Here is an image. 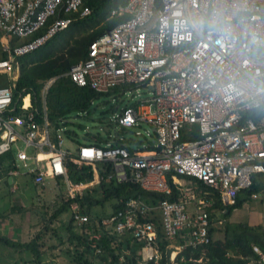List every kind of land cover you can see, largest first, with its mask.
I'll list each match as a JSON object with an SVG mask.
<instances>
[{"label":"built area","instance_id":"obj_1","mask_svg":"<svg viewBox=\"0 0 264 264\" xmlns=\"http://www.w3.org/2000/svg\"><path fill=\"white\" fill-rule=\"evenodd\" d=\"M83 1L0 0V31L18 40L4 46L0 60L8 80L0 86V180L10 177L15 189L16 176L34 185L60 178L71 198L102 183L158 195L151 201L130 192L98 216L72 202L70 218L100 243L95 254L103 252L102 236L119 245L116 264H157L163 253L176 264L181 251L212 240L213 195L222 214L264 177V0H127L112 7L109 16L125 19L91 40L86 57L63 75L97 94L147 89L112 117L121 127L148 126L145 143L114 131L104 146L86 140L70 151L64 118L47 117L46 94L57 76L44 81L40 106L24 89L15 98L16 58L88 15ZM70 165L88 167L91 178L74 184ZM158 228L168 241L163 250ZM252 251L245 264H264L262 250Z\"/></svg>","mask_w":264,"mask_h":264},{"label":"trees","instance_id":"obj_2","mask_svg":"<svg viewBox=\"0 0 264 264\" xmlns=\"http://www.w3.org/2000/svg\"><path fill=\"white\" fill-rule=\"evenodd\" d=\"M127 0H84L83 7H87L90 13L82 18L72 21L65 29L57 32L49 38L42 46L36 48L23 56L16 58L18 67V78L15 81L14 95L22 89V92L29 93L31 100L37 106H40V89L47 79L57 76V79L49 87L46 94L47 117L51 122H56L60 118H65L72 112L88 109L91 101L96 97L97 93L88 87H79L74 84L67 76L63 75L73 64L86 57V49L88 43L99 36L104 31L111 29L118 22L125 19L124 16H109L110 9L117 5L125 4ZM15 38H11L9 42H17ZM7 57L6 50L0 47V60ZM8 80L5 74H0V86L7 85ZM109 93V92H108ZM182 140L187 139L181 137ZM87 141L100 145L98 138H91ZM69 178L74 184L88 181L91 178L88 167H76L70 165ZM170 179V178H169ZM96 188L86 191V188L80 195L73 198L68 197L62 204L53 211L50 219L56 218L66 208L70 207L72 202H78L84 214H91V208L100 204L103 200L110 199L118 201L130 195V192L140 193L144 198L154 201L158 195L149 196V193L139 190L135 185L119 184L113 186L110 183H102L95 185ZM80 186H78L79 188ZM93 187V186H92ZM261 180L253 179V183L249 190L239 193L233 205L226 206L225 212L221 214L224 219L222 238L213 239L204 245L196 248H186L181 251L176 260V264H245L246 260L254 257L252 245L258 246L264 253V226L261 224L250 225L245 222L230 223L227 218L232 210L241 207L243 202L249 198L250 192H257L261 189ZM214 196V203L211 210V218L215 217L216 211L224 207L220 198ZM163 198V195L159 196ZM111 202V203H112ZM117 203L112 204V208H116ZM87 226V225H86ZM88 227V226H87ZM70 218L66 224L67 240L80 245L79 250H75L70 258V264H102L111 258L110 264L118 262L120 246H114L108 240V235L102 236L101 254H95L93 248L100 245L99 242L92 243L90 232L86 231V227L82 226L78 231ZM213 227L210 229L212 236ZM109 238H113L109 236ZM158 238L160 247L163 250L168 243L158 228ZM41 240V241H40ZM0 242L13 247L24 249L33 254L35 264H40L39 247L45 243L44 236L36 234L27 242H17L6 236H0ZM138 246L134 244L131 252L134 253ZM128 257V256H126ZM131 261L134 259L130 257ZM146 264H153L152 262ZM157 264H170L168 253H163V257Z\"/></svg>","mask_w":264,"mask_h":264},{"label":"rangeland","instance_id":"obj_3","mask_svg":"<svg viewBox=\"0 0 264 264\" xmlns=\"http://www.w3.org/2000/svg\"><path fill=\"white\" fill-rule=\"evenodd\" d=\"M9 40L10 38L5 37L0 31L2 50H5V45L11 46L18 43L17 41L11 44ZM135 89V87H131L122 93L118 88V90H112L109 93H101L92 99L88 109L68 114L64 118V125L71 135L70 139L63 138V147L75 151L78 143H83L92 137L98 138L101 146H104L112 139L114 131H118L126 139L145 143L143 138L148 126L141 124L140 127H121L112 119L120 108L139 99L137 93L140 97L149 95L147 89L140 88L138 91ZM136 131H139L140 135H136ZM14 179L17 184L15 189H11L7 180H0V234L18 241L30 240L36 234H42L45 243L39 247V251H43L47 255L46 257L50 259L49 264H70L72 254L81 248L79 244L76 245V243L67 240L65 227L70 219L71 207L63 210L56 218L50 219L53 211L68 198L64 182L62 179L56 178L46 179L43 185H34L25 176H16ZM260 180L262 187L257 191V197L247 198L243 202L239 211L234 213L235 216H232L234 222L238 219V215H243V222L247 223L246 216L253 215L264 226V177ZM94 188L96 186L90 187L86 191H91ZM111 202L110 199L103 200L91 208V214L106 215L110 211ZM213 219L212 227L216 229H213L212 238H222L224 219L221 217V213L216 212ZM78 230L79 228H74V231ZM0 246H4L5 251L11 253L10 264H14L13 260L17 264H34L31 252L14 249L3 243H0ZM6 258H8L7 255L1 254V262Z\"/></svg>","mask_w":264,"mask_h":264},{"label":"crops","instance_id":"obj_4","mask_svg":"<svg viewBox=\"0 0 264 264\" xmlns=\"http://www.w3.org/2000/svg\"><path fill=\"white\" fill-rule=\"evenodd\" d=\"M8 181V180H7ZM241 207H242V205H241ZM240 208V207H239ZM239 208H235V209H233L232 210V212H231V214L229 215V217H228V222H230V223H233L234 222V219H232V216H235V214H236V212L237 211H239L238 209ZM235 213V214H234ZM215 215H216V213H215ZM245 215V214H244ZM239 217H238V219L236 220V222H234V223H238V222H243V219H242V217H243V215H238ZM246 219H247V223L248 224H250V225H257V224H261L260 223V220L259 219H257V218H255L253 215L251 216V217H248V216H246ZM4 228H5V225L3 226ZM3 228V229H4ZM213 229H216V228H213ZM0 236H4V235H1L0 234ZM12 240H15V239H12ZM15 241H17V242H27V241H29V240H23V241H18V240H15ZM1 243V242H0ZM10 247V246H9ZM4 246H0V264H10L9 263V261L12 259L11 258V253H7L6 251H5V249L6 248H4ZM14 249H20V248H14ZM43 250V249H42ZM5 252V253H4ZM1 254L3 255V254H5V255H7V257L9 258H6V259H3V262H1ZM47 255L43 252V251H41V255H40V264H49L50 263V259L49 258H47L46 257ZM53 260V259H52ZM13 262H14V264H17L14 260H13ZM35 264V263H34Z\"/></svg>","mask_w":264,"mask_h":264},{"label":"water","instance_id":"obj_5","mask_svg":"<svg viewBox=\"0 0 264 264\" xmlns=\"http://www.w3.org/2000/svg\"><path fill=\"white\" fill-rule=\"evenodd\" d=\"M257 52H258V50L256 49V50L254 51V53H257ZM10 181H11V178L8 177V182L10 183Z\"/></svg>","mask_w":264,"mask_h":264}]
</instances>
